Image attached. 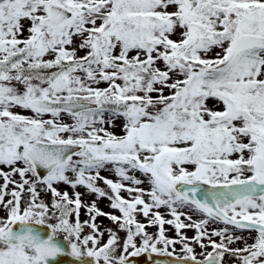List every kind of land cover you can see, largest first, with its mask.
<instances>
[{
    "label": "snow or ice",
    "instance_id": "1",
    "mask_svg": "<svg viewBox=\"0 0 264 264\" xmlns=\"http://www.w3.org/2000/svg\"><path fill=\"white\" fill-rule=\"evenodd\" d=\"M0 180V264H264V0H0Z\"/></svg>",
    "mask_w": 264,
    "mask_h": 264
},
{
    "label": "rangeland",
    "instance_id": "2",
    "mask_svg": "<svg viewBox=\"0 0 264 264\" xmlns=\"http://www.w3.org/2000/svg\"><path fill=\"white\" fill-rule=\"evenodd\" d=\"M80 55H83V53H80ZM100 87H107V85L106 84H101ZM22 114L31 115V113H22ZM46 118H49V117H46ZM115 131H116V134L117 135L120 134L119 128H116ZM101 175L104 176V177H106V178H108V179H112L114 182H116L118 180V178L115 175H113V174H111L109 172H103L102 171L101 172ZM137 175L139 176V174H137ZM15 179L16 180H19V177L17 176V177H15ZM2 183H3V181L0 180V184H2ZM97 184H98L99 187L104 188L106 191H109L110 192V190L107 189V186L104 185L102 181H98ZM11 187L12 186H10V189H11ZM58 190H60L62 193L63 192H68L70 198H74V196H73V190L71 189L70 186L61 185V186H59V189ZM77 191H79L82 194L86 193V189H84L82 186L79 187L77 189ZM121 195L124 196V198H128L127 197V194L124 193V192H122ZM41 198L44 199L49 204V206L51 205L52 197H51L50 194L45 195L44 193H41ZM94 201L97 203V208L100 211H103L105 213L115 214V215H118V216L120 215L119 212H118V210H113V209L110 208V201H108L107 198H99L98 199L95 194H86V195H83L82 196V203L83 204L91 205V203L94 202ZM1 210H2V207H0V211ZM161 211H163V210H161ZM0 214H1V212H0ZM72 219H73V222H74L75 216H73ZM139 219L142 222H145L146 223V221H144V218L142 216L139 217ZM193 219L194 220H198L199 217L193 216ZM80 220H81V222H84V221L89 220V216L87 215V210L84 207L81 208ZM182 220H184V217H182ZM184 222L186 224L188 223L187 220H184ZM96 223L98 225H101L102 226L100 230H103L104 227H111L112 226L111 222L109 221V219H107L106 216L105 217H99V218H97ZM165 229H166V235L169 238H176L175 237V231H174V229L171 226L165 225ZM148 230L150 232H156L157 231V229L155 227L149 228ZM182 232L184 234H186V236L189 237V238H193L195 236V231L193 229H184V230H182ZM85 234H88V230L87 229H85ZM120 236L123 238L124 237V233H120ZM107 239H108V235H107V233H105V236L103 237V242H106ZM205 243H207L206 240H205ZM240 246H242V245H240ZM179 247H180L179 245L176 246L177 252L179 251ZM196 250H197V252H199V248L198 247H197ZM209 250H211V249H209ZM169 251H172V249L169 248ZM147 254H151L153 257H159V256H157L154 253L145 252V253L141 254L140 256H137V258L140 259V260H145ZM132 258H134V257H130V260ZM165 258H168L169 260L171 259L170 257H165Z\"/></svg>",
    "mask_w": 264,
    "mask_h": 264
},
{
    "label": "water",
    "instance_id": "3",
    "mask_svg": "<svg viewBox=\"0 0 264 264\" xmlns=\"http://www.w3.org/2000/svg\"><path fill=\"white\" fill-rule=\"evenodd\" d=\"M54 243L61 248L64 255L58 256L55 259H50L48 264H68L72 259L70 255V246L63 238H57Z\"/></svg>",
    "mask_w": 264,
    "mask_h": 264
},
{
    "label": "flooded vegetation",
    "instance_id": "4",
    "mask_svg": "<svg viewBox=\"0 0 264 264\" xmlns=\"http://www.w3.org/2000/svg\"><path fill=\"white\" fill-rule=\"evenodd\" d=\"M11 190V189H10ZM8 198H10V197H6V200L8 199ZM1 212V214H0V217H4L5 216V213H4V211H0ZM149 256V255H148ZM152 258V257H151ZM133 260L131 261V264H142L143 262L140 260V259H138L137 257H134V258H132ZM154 259H158V260H162V259H164L162 256H159V257H155ZM75 264H78V262L77 261H75Z\"/></svg>",
    "mask_w": 264,
    "mask_h": 264
}]
</instances>
